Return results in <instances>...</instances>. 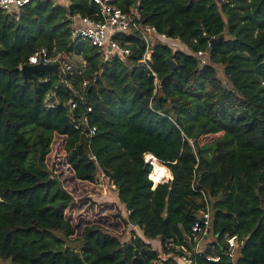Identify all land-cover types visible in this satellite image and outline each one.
<instances>
[{"label": "trees", "instance_id": "obj_1", "mask_svg": "<svg viewBox=\"0 0 264 264\" xmlns=\"http://www.w3.org/2000/svg\"><path fill=\"white\" fill-rule=\"evenodd\" d=\"M113 3L125 11L140 3L146 22L179 38L154 45L158 86L140 61L141 39L125 38L133 48L128 58L71 41L74 14L101 19L92 0H32L19 11L0 9V258L153 264L162 252L181 254L175 245L184 242L208 198L214 238L204 251L222 255L226 233L238 235L240 247L236 259L198 255V263L264 264V88L258 86L264 81V0ZM222 34L212 49L210 39ZM42 47L51 55L77 52L86 67L25 81L19 66ZM206 56L210 63L202 64ZM214 64L224 67L235 89L224 86ZM83 113L98 128L91 142L73 124ZM91 154L113 178L126 215L118 203L99 218L71 212L75 199L64 183L94 186L98 167ZM147 154L173 179L157 182ZM130 224L159 240L161 249L139 236L122 240Z\"/></svg>", "mask_w": 264, "mask_h": 264}, {"label": "built area", "instance_id": "obj_2", "mask_svg": "<svg viewBox=\"0 0 264 264\" xmlns=\"http://www.w3.org/2000/svg\"><path fill=\"white\" fill-rule=\"evenodd\" d=\"M32 0H0V9L6 12L19 11L24 5ZM100 7L99 17L91 18L83 16L80 13L74 14L70 19L71 28V41L74 44L89 43L97 47L107 57L118 55L122 58H128L132 55L133 48L130 45V41L125 39L126 37H137L141 39L145 45V49L140 60L151 71L154 76L156 86L159 85V78L157 73L152 69V54L154 51V45L158 42L169 43L179 42V38H172L166 33L160 32L157 27L143 19L142 12L139 8L140 3H137L129 11H125L113 3L114 0H92ZM206 51H198L197 55L203 57ZM66 56L62 54L51 55L46 47H42L34 52L28 62L22 63L19 69L22 71L25 64H53L56 63L59 66L60 72L64 75L67 73H73L76 67L83 70L86 67V62L83 61L80 65H75L72 61L66 60ZM47 80V78H46ZM86 82L83 83L85 85ZM157 90V89H156ZM48 107L53 106L51 102L47 103ZM77 107L75 101L70 102V111L74 112ZM92 107H87V112H91ZM75 128L80 131L82 135H85L91 142L93 137L97 134L98 128L91 124L90 117L87 113H83L79 116L77 121L73 122ZM90 158L96 166L98 171L96 173L95 181H98V175H101L102 179H107L113 188L117 189L113 178L107 174V172L100 166L99 160L95 154H91ZM146 162L150 163L145 158ZM207 207L198 213V218L193 224L191 231L187 234L184 242L180 245H175L181 254H174L173 251L162 252L159 254L153 264H199L197 256H205L208 261L218 262L222 256H229L232 259L238 257V250L240 242L238 235L226 233V248L223 249L222 255L206 253L204 248L208 242V237L212 233V209L208 198H206ZM132 229L137 230L139 227L133 224ZM144 235V234H143ZM138 232L135 237H140L145 242V236ZM148 239V238H146ZM148 243V242H147ZM151 244V243H149ZM168 247L172 246V243L167 244Z\"/></svg>", "mask_w": 264, "mask_h": 264}, {"label": "rangeland", "instance_id": "obj_3", "mask_svg": "<svg viewBox=\"0 0 264 264\" xmlns=\"http://www.w3.org/2000/svg\"><path fill=\"white\" fill-rule=\"evenodd\" d=\"M66 60L72 61L75 65H79L83 63V60L81 58V55L77 52H72L69 56L66 57ZM202 64L210 63L209 57H205L203 60H201ZM217 70L218 77L223 82L224 86L228 89H235L232 85V83L229 81L227 76L225 75L224 67L221 64H214ZM259 87L264 88V81H260L258 83ZM264 94V92L262 93ZM146 158V156H145ZM154 167V179L157 182L163 183L168 181L169 179L163 180L158 179L157 176V170L156 165ZM59 171L55 170V175L58 176ZM68 191H70L74 195V207L72 208L71 212H77L81 215H85L87 217L92 218H99L102 214H110L114 213L116 211L115 204L118 203L121 207L122 212L124 215H126L125 209L123 204L120 203V201L117 199V190L112 187L111 183L107 179H102L101 175H98V181H95L94 186L92 187H81L76 185L72 182H65ZM111 205V206H110ZM132 225L128 226L127 232L122 236V240L126 241L129 240L132 236L135 234L138 235V232L143 235L139 229L134 230L132 229ZM213 235L212 233L208 237V243L213 241ZM153 248H159L161 249V242H153L152 244ZM0 264H13L11 260H2L0 258Z\"/></svg>", "mask_w": 264, "mask_h": 264}, {"label": "water", "instance_id": "obj_4", "mask_svg": "<svg viewBox=\"0 0 264 264\" xmlns=\"http://www.w3.org/2000/svg\"><path fill=\"white\" fill-rule=\"evenodd\" d=\"M224 38V34L220 35V37H213L210 39V47L212 49H214L216 47V45ZM168 62L170 64V68H171V72H174V70L177 67V63L174 59H168ZM47 71H54L59 73L60 69L58 64L53 63V64H45V63H38V64H25L23 66L22 69V77L25 81H29V80H34L36 77L37 73L40 72H47ZM153 155V154H152ZM154 156V155H153ZM149 161V160H148ZM150 164L152 165V163L150 162ZM56 180H58V178H55ZM173 179V177L171 178ZM59 181V180H58ZM59 185L60 187H62V183L59 181Z\"/></svg>", "mask_w": 264, "mask_h": 264}, {"label": "bare ground", "instance_id": "obj_5", "mask_svg": "<svg viewBox=\"0 0 264 264\" xmlns=\"http://www.w3.org/2000/svg\"><path fill=\"white\" fill-rule=\"evenodd\" d=\"M146 159L149 160L153 166L156 165L158 179L166 180L173 177L171 170L167 166L159 162L155 156H153L152 154H147Z\"/></svg>", "mask_w": 264, "mask_h": 264}, {"label": "crops", "instance_id": "obj_6", "mask_svg": "<svg viewBox=\"0 0 264 264\" xmlns=\"http://www.w3.org/2000/svg\"><path fill=\"white\" fill-rule=\"evenodd\" d=\"M65 2H66V0H65ZM139 229V231H141L142 233H143V231L140 229V228H138ZM141 234V233H140ZM144 236V235H143ZM148 243H151V245L153 244V242H159V240H150V239H146V238H144ZM153 246V245H152ZM155 249H159V248H156V247H154Z\"/></svg>", "mask_w": 264, "mask_h": 264}]
</instances>
